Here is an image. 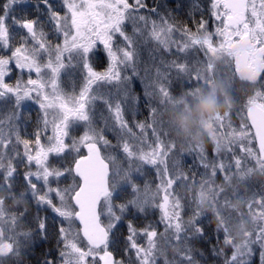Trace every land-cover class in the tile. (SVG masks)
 <instances>
[{"label":"snow or ice","instance_id":"snow-or-ice-1","mask_svg":"<svg viewBox=\"0 0 264 264\" xmlns=\"http://www.w3.org/2000/svg\"><path fill=\"white\" fill-rule=\"evenodd\" d=\"M243 37L264 47V0H0V133L8 135L2 147L7 155L13 134L27 133L26 150L16 144L29 169L21 176L30 190L25 195L35 205L33 226L5 258L12 264H146L136 236L152 223L138 228L141 213L105 195L86 216L80 161L94 145L110 175H118L117 161H127L135 144L157 145L163 136L159 122L150 120L157 97L193 71L199 75L195 58L214 52L215 41ZM244 82L254 91L233 114L241 121L234 130L239 143L211 160L225 170L238 169L239 157H251L253 149L264 164L249 114L253 103L264 105V68ZM109 152L110 159L103 154ZM9 158L21 160V152ZM17 171L15 164L11 176L0 170L4 187ZM41 172L37 185L32 178ZM182 235L188 244L181 264H264V223L238 246L195 224Z\"/></svg>","mask_w":264,"mask_h":264},{"label":"rangeland","instance_id":"rangeland-1","mask_svg":"<svg viewBox=\"0 0 264 264\" xmlns=\"http://www.w3.org/2000/svg\"><path fill=\"white\" fill-rule=\"evenodd\" d=\"M238 42L244 47L250 44L252 52L264 54V47H257L246 37L215 41L214 52L198 54L195 58L199 61L194 63L200 70L199 75L193 71L190 78L173 84L157 97L155 115L150 117L159 122L163 132L157 145L135 144L127 161H117L118 175H110L111 165L107 164L106 196L110 203L130 204L134 210L150 208L151 214L156 209L161 228L157 230L153 226L136 236V252L146 264H170L172 254L166 251L167 245L173 253L183 256L185 249L180 251L170 244L184 239L182 233L194 224L196 228L201 227L204 216L219 220L225 240L237 246L258 223H264V164L256 162V150H252L249 158H245L247 153L239 157L238 169L225 170L220 167L219 159L215 166L211 164L213 156L219 158L221 153L226 156L230 145L239 143L234 130L240 128L241 121L233 114L254 91L253 84L244 82L247 76L242 77L238 72L233 75V69L241 66L243 60L236 55ZM260 60L264 63V59ZM13 135L12 146L20 140L26 150L27 142L15 133ZM7 139L5 130L0 133V160L6 158L2 144ZM256 147H261L258 139ZM14 149H20L16 143ZM19 151L22 161L23 151ZM103 154L109 159L113 155L110 152ZM6 161L10 163H7L5 173L10 175L13 162ZM227 163L225 159L224 164ZM25 169L29 171L26 166ZM45 175L41 172L39 180L33 175V183L41 184ZM36 191L43 189L38 187ZM113 195L117 198L113 199ZM1 205L0 201V211ZM1 216H5L4 211ZM13 228L11 219L0 223V259L12 247L9 237L13 236Z\"/></svg>","mask_w":264,"mask_h":264},{"label":"trees","instance_id":"trees-1","mask_svg":"<svg viewBox=\"0 0 264 264\" xmlns=\"http://www.w3.org/2000/svg\"><path fill=\"white\" fill-rule=\"evenodd\" d=\"M26 134L27 133H24L22 135H26ZM22 135H18L19 138L23 142H27L22 139ZM15 143L16 142H14V146H11L12 149L11 148H10L11 150L9 149L8 154L7 155L5 154L6 156L5 159L9 161L12 160L13 164H15V167L18 171L16 175L12 177V183L9 187H4L3 182H0V201L2 203L1 211H0V223L2 221L3 223L5 221H9V219L12 220L13 227H14L13 228L14 230L12 231L13 236L10 235L11 237H9L11 239L10 241H11L12 247H17L18 241L20 244L23 243V234L27 233L29 229L33 226L31 223V216L35 214V205H34V202L32 201L31 195H28V196L25 195V192L29 191V189L22 182V179H21L22 174L24 172H27L25 169V165L22 163L21 160L17 161V160L9 158L10 156H12L13 152H18L20 150V149H14ZM5 159L0 160V164H3V167H0V170H3L4 172L6 171L7 163H10V162H7ZM11 168L13 172V165ZM7 171L10 172V170H7ZM9 176H11V174ZM126 200L128 202L132 201V199H126ZM134 209H133V213L139 211L142 215L143 223L139 224L138 228L143 227L144 224H148L149 222H151L152 225L155 226L157 230L161 228L160 220L157 218V215H156L157 213L155 212L156 209L152 210L153 214H151V212H148L150 208L149 209L146 208L142 210H138V209L134 210ZM3 211H4L5 216L2 217L1 214L3 213ZM25 212H27L29 215L24 216V218L22 219L21 217ZM157 221H159L158 224H157ZM200 225L201 227H204L205 229L210 230L212 233H217V232L222 233L225 239V233L221 227V223H219V220L215 219V217L204 216L200 222ZM143 243L144 242L139 243V245L141 246ZM187 244H188L187 241H185L184 239H180L176 243L174 242V244H170V246L172 245L175 249H179L181 251L187 247ZM194 247L199 248L200 245L197 243L194 245ZM166 251L169 254H172V259H171L170 264H181L180 259H179L180 254L178 252H174L176 253L174 255V253L171 251V248H169L168 245H167ZM221 251L225 252L229 250L222 245ZM0 264H12V257L8 256L7 258L5 257L1 258ZM125 264H130V262L125 261Z\"/></svg>","mask_w":264,"mask_h":264},{"label":"water","instance_id":"water-1","mask_svg":"<svg viewBox=\"0 0 264 264\" xmlns=\"http://www.w3.org/2000/svg\"><path fill=\"white\" fill-rule=\"evenodd\" d=\"M249 114L255 125V132L260 146H264V109L253 104ZM79 169L85 178V190L87 199H85V215H90V206L92 201L100 196L108 194V168L105 161L101 158L94 145H90V152L86 159L81 160ZM107 259V258H106Z\"/></svg>","mask_w":264,"mask_h":264},{"label":"flooded vegetation","instance_id":"flooded-vegetation-1","mask_svg":"<svg viewBox=\"0 0 264 264\" xmlns=\"http://www.w3.org/2000/svg\"><path fill=\"white\" fill-rule=\"evenodd\" d=\"M236 46H237L236 55L238 56V58L243 59L241 61V66L239 65L238 67L239 70L238 73L242 77L247 76L245 78H254L256 72H258L260 68H264V63L262 62V60H260V57L263 54V52L262 51L252 52V47L250 46V44H246L244 47L243 45L240 44V42H238ZM249 53H251L252 55H250ZM258 106L264 109V105H258Z\"/></svg>","mask_w":264,"mask_h":264},{"label":"bare ground","instance_id":"bare-ground-1","mask_svg":"<svg viewBox=\"0 0 264 264\" xmlns=\"http://www.w3.org/2000/svg\"><path fill=\"white\" fill-rule=\"evenodd\" d=\"M255 130V129H254Z\"/></svg>","mask_w":264,"mask_h":264}]
</instances>
